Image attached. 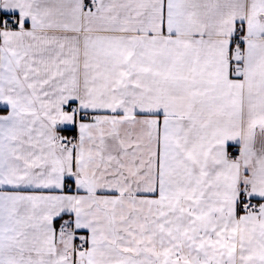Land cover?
Masks as SVG:
<instances>
[{"label": "snow or ice", "instance_id": "1", "mask_svg": "<svg viewBox=\"0 0 264 264\" xmlns=\"http://www.w3.org/2000/svg\"><path fill=\"white\" fill-rule=\"evenodd\" d=\"M0 264H264V0H0Z\"/></svg>", "mask_w": 264, "mask_h": 264}]
</instances>
